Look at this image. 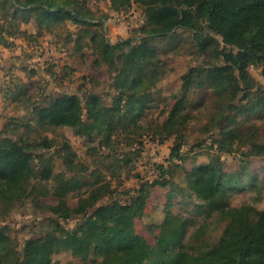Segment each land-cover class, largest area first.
<instances>
[{
	"label": "trees",
	"instance_id": "1",
	"mask_svg": "<svg viewBox=\"0 0 264 264\" xmlns=\"http://www.w3.org/2000/svg\"><path fill=\"white\" fill-rule=\"evenodd\" d=\"M5 1L14 17L18 12H35L40 27L45 21L71 20L90 27L96 24L90 11L83 15L82 11L57 0ZM111 3L115 11L139 4L146 17L140 28L142 35L116 43L99 30L85 31L91 35L95 51L114 70L112 102L107 103L94 92L88 93L84 100L76 94H64L46 106L35 107L36 124L42 128L76 127L89 138L105 131L108 141L120 129L137 125L138 117L150 106L152 90L164 72L157 42L190 32L197 53L210 55L217 63L191 67L182 76L181 93L155 134L166 133L176 138L182 135L192 119L194 103L189 93L206 87L215 96V116L207 131L211 126L217 130L213 134L216 149L230 153L241 144L251 150L245 156H264V130L262 133L259 125L249 123L252 116L264 112V91L254 89V80L247 72L250 66L264 68V0H111ZM1 22L0 43L8 46ZM17 32L8 33L21 34L23 30L19 28ZM241 116L248 124L239 127ZM52 146L47 138L31 143L23 136L0 131L1 214L8 215L14 203L36 201L52 191L60 201L49 207L56 217L51 220V232L41 239L28 241L22 250L7 232H0V264H54L52 257L62 251H72L94 264H264V209L227 208L220 203L229 191L225 184L232 178L225 173L220 156L194 169L187 183L209 209L220 211L228 225L216 246L192 255L183 246L170 251L171 244L176 245L186 230L185 222L178 217L168 218L161 226L154 246L136 233L134 218L141 215V207L146 204L143 188L132 203L113 201L98 206L110 194V187L96 181L89 185L94 186L93 190L79 198L77 206H69L68 194L82 186L75 174L87 168L78 170L77 155L66 145L59 154L65 169L57 173L52 157L47 159L43 151L50 152ZM173 156L179 157L178 150ZM164 169L160 167L162 175ZM48 183L51 186L47 188ZM155 184L166 186L163 181ZM252 212L257 215L255 221L251 220ZM73 216H82V219L75 228H65L61 220Z\"/></svg>",
	"mask_w": 264,
	"mask_h": 264
},
{
	"label": "rangeland",
	"instance_id": "2",
	"mask_svg": "<svg viewBox=\"0 0 264 264\" xmlns=\"http://www.w3.org/2000/svg\"><path fill=\"white\" fill-rule=\"evenodd\" d=\"M67 7H75L87 15L90 11L94 26H85L71 20L54 21L40 27L35 12H18L15 17L5 0H0V20L10 45V72L5 73L0 84V131L23 136L31 143L50 139L53 146L44 156L52 157L54 169L58 173L64 168L59 154L69 145L77 155L78 170L71 173L80 179L82 186L68 194L69 206L75 207L81 196L93 190L90 184L99 181L110 187L98 204L113 201L132 203L146 191V204L141 207V215L134 218V230L143 236L147 244L154 246L156 238L168 218L178 217L185 222V231L170 251L184 247L197 255L216 246L228 221L219 210H211L199 199L187 183V177L194 169L211 163L216 157L222 159L225 173L232 175L225 187L228 194L220 203L227 208L250 207L264 209V156L249 155V147L239 144L233 152H220L214 146L213 134L217 133L211 118L215 116V96L204 87L189 93L192 119L186 124L178 138L155 134L172 109L182 90V76L197 65L213 61L210 55L201 56L190 32H181L176 39L157 42L161 51L163 74L152 90L150 106L138 117L137 125L120 129L110 141L105 131L89 138L76 127L53 126L42 128L34 120L35 107L46 106L52 99L66 94H76L85 99L94 92L111 103L113 92L111 83L114 70L95 51L91 35L86 29L103 32L109 41L139 37L140 28L145 24L143 8L136 3L128 10L115 11L111 0H57ZM7 21V22H6ZM21 34H9L8 32ZM6 32L8 34H6ZM4 36V37H5ZM217 63V62H216ZM254 80L255 90L264 91V68L250 66L247 70ZM86 118V117H85ZM31 120V122H30ZM249 123L259 125L264 130V112L250 118ZM248 124L244 117L238 121L239 127ZM242 137L245 138L243 133ZM246 141V138H245ZM180 145V147H178ZM179 152V157L174 153ZM38 152V150H34ZM37 164V161L35 162ZM164 167V175L160 167ZM163 181L166 186L155 184ZM51 183L47 184V188ZM60 203L55 192L42 196L36 201L26 200L14 203L8 215L0 212V232H7L18 244L19 250L28 241L41 239L51 232L52 219L56 218L50 206ZM2 209V205H0ZM94 211L91 210L90 213ZM82 216L61 220L67 229H73ZM257 215L251 213V220ZM54 264H94L83 260L72 251H62L52 257Z\"/></svg>",
	"mask_w": 264,
	"mask_h": 264
},
{
	"label": "crops",
	"instance_id": "3",
	"mask_svg": "<svg viewBox=\"0 0 264 264\" xmlns=\"http://www.w3.org/2000/svg\"><path fill=\"white\" fill-rule=\"evenodd\" d=\"M8 52L9 48L0 44V82L4 77V74L10 72V61L12 59L9 58Z\"/></svg>",
	"mask_w": 264,
	"mask_h": 264
}]
</instances>
